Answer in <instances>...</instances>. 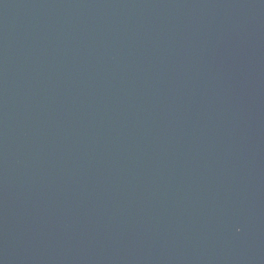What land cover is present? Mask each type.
<instances>
[{
    "label": "water",
    "instance_id": "1",
    "mask_svg": "<svg viewBox=\"0 0 264 264\" xmlns=\"http://www.w3.org/2000/svg\"><path fill=\"white\" fill-rule=\"evenodd\" d=\"M0 264H264V0H0Z\"/></svg>",
    "mask_w": 264,
    "mask_h": 264
}]
</instances>
